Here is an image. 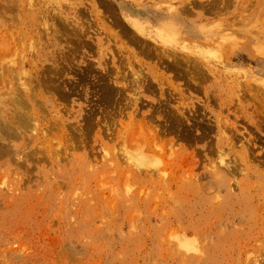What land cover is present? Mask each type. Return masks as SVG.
Returning <instances> with one entry per match:
<instances>
[{"label": "rangeland", "instance_id": "rangeland-1", "mask_svg": "<svg viewBox=\"0 0 264 264\" xmlns=\"http://www.w3.org/2000/svg\"><path fill=\"white\" fill-rule=\"evenodd\" d=\"M256 263L264 0H0V264Z\"/></svg>", "mask_w": 264, "mask_h": 264}, {"label": "bare ground", "instance_id": "bare-ground-1", "mask_svg": "<svg viewBox=\"0 0 264 264\" xmlns=\"http://www.w3.org/2000/svg\"><path fill=\"white\" fill-rule=\"evenodd\" d=\"M139 23H140V22H139ZM135 25H136V23H135ZM13 70H14V69H13ZM13 70H12V71H13ZM17 72H18V71H17ZM13 73H15V72H13ZM10 74H12V73H10ZM13 75H14V74H13ZM19 78H20V77H19ZM17 79H18V78H17ZM17 81H18V80H17ZM20 82H21V81H20ZM18 87H19V86H18ZM19 90H21V89H19ZM15 92H17V90H16ZM17 93H19V92H17ZM23 94H24V93H23ZM17 95H18V94H17ZM25 95H26V98H27L26 101H27L28 98H29V96H30L29 93H28V91H26V94H25ZM19 96H20V98L22 97V95H20V93H19ZM15 97H16V96H15ZM15 97H14V99H15ZM24 97H25V96H24ZM14 99H13V101L15 102L16 100H14ZM17 99H18V98H17ZM21 99L23 100V98H21ZM24 99H25V98H24ZM11 101H12V100H11ZM17 101H18V100H17ZM26 101H24V102L21 101V103H23V104H22L23 107H24V104L26 103ZM18 102H19V101H18ZM18 102H17V103H18ZM15 103H16V102H15ZM15 103H14V104H15ZM15 105H16V104H15ZM18 106H19V104H18ZM22 106H21V107H22ZM23 107H22V108H23ZM18 108H19V107H18ZM20 109H21V108H20ZM20 112H21V110H20ZM23 112H24V111H23ZM23 112H21V113H23ZM21 113H19L20 116L24 114V113H23V114H21ZM27 113H28V112H25V114H27ZM27 115H28V114H27ZM23 116H24V115H23ZM21 117H22V116H21ZM24 117H25V116H24ZM29 117L31 118V116H29ZM25 118L27 119V117H25ZM33 119H34V118H33ZM32 123H33V122H32ZM34 123H35V121H34ZM36 123H37V121H36ZM29 124H30V123H29ZM30 126L32 127V124H31ZM34 131H35V130H34ZM183 241H185V240H183ZM181 244H182L183 246H185V247H188V246H189V245L187 244L186 241H185V242H181ZM189 247H191V246H189ZM259 260H260V259H259ZM259 260H258V262H259ZM262 261H263V260H262ZM256 264H257V263H256ZM258 264H259V263H258ZM263 264H264V263H263Z\"/></svg>", "mask_w": 264, "mask_h": 264}]
</instances>
